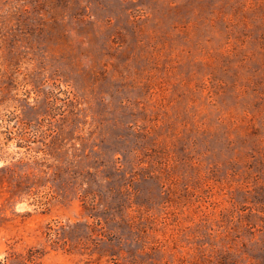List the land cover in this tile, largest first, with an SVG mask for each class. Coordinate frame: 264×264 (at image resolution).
<instances>
[{"label": "rangeland", "instance_id": "374dc122", "mask_svg": "<svg viewBox=\"0 0 264 264\" xmlns=\"http://www.w3.org/2000/svg\"><path fill=\"white\" fill-rule=\"evenodd\" d=\"M0 264H264V0H0Z\"/></svg>", "mask_w": 264, "mask_h": 264}]
</instances>
